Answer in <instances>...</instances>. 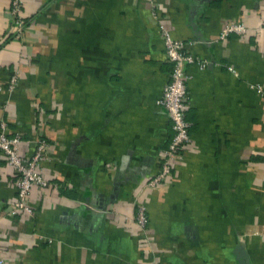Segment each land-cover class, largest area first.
<instances>
[{
  "label": "crops",
  "instance_id": "0c3cea01",
  "mask_svg": "<svg viewBox=\"0 0 264 264\" xmlns=\"http://www.w3.org/2000/svg\"><path fill=\"white\" fill-rule=\"evenodd\" d=\"M9 5L0 121L20 155L46 140L49 184L31 186V214L7 215L0 153V264H264V0H20L19 37ZM230 23L244 32L219 37ZM160 25L198 61L188 140L151 186L172 134Z\"/></svg>",
  "mask_w": 264,
  "mask_h": 264
},
{
  "label": "built area",
  "instance_id": "2783aa9c",
  "mask_svg": "<svg viewBox=\"0 0 264 264\" xmlns=\"http://www.w3.org/2000/svg\"><path fill=\"white\" fill-rule=\"evenodd\" d=\"M9 2L13 37H19L25 26V20L20 16V0H9ZM159 32L163 38L164 52L167 61L170 63V71L157 103L166 112L171 124L172 134L161 157L159 169L147 180V183L151 186L158 184L170 173L172 158L178 154L180 148L188 140L189 122L185 118L184 110L189 101L184 66L198 61L196 56L186 52L183 48V42L172 38L162 25L159 26ZM229 32L242 33L244 32L243 25L240 23L227 24L220 30L219 37H223ZM199 63L201 66L204 65L203 62ZM15 80L16 75L13 73L6 83L8 91L13 89ZM5 127L6 124L0 121V153L3 155L5 162L12 166L15 172L13 181L15 194L8 203L6 214L9 216H14L20 212L31 214L32 210L26 203L31 186L44 187L49 184L47 179L41 175L39 169V164L45 156L47 142L43 138H38L35 141L34 151L30 156L20 155L18 152L19 135L17 133L7 134ZM135 218L140 225L145 224L146 214L142 207L137 209Z\"/></svg>",
  "mask_w": 264,
  "mask_h": 264
}]
</instances>
